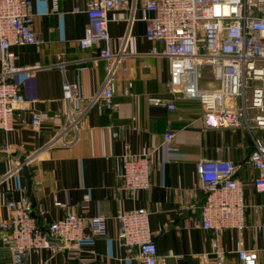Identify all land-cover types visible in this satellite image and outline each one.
<instances>
[{"label": "crops", "instance_id": "1", "mask_svg": "<svg viewBox=\"0 0 264 264\" xmlns=\"http://www.w3.org/2000/svg\"><path fill=\"white\" fill-rule=\"evenodd\" d=\"M84 2L60 0V10L55 12L53 0H33V27L43 44L10 47L19 67L12 79L20 85L25 103L17 109L15 129L0 131V223L8 219L10 198L17 203L25 196L30 200L19 162L26 155L37 200L32 210L40 227L48 229L67 212L106 216L103 235L64 250L35 249L27 257L32 264H144L137 248L120 242L115 218L120 211L139 207L150 212L153 239L165 264H216L214 239L226 252V264H242L237 255L242 248H257V264H264V194L254 189L258 172L249 162L253 135L264 137V127L249 129L244 122L210 126L199 99L168 92L170 62L152 53L154 44L146 39V23L141 20V0H130L126 8L108 12L111 52L124 43L129 52L128 71L120 70L114 88L112 100L117 107L96 100L83 128L47 146L64 122L65 82L78 84L91 97L105 81L104 45L85 50L78 45L89 18L75 7ZM254 83L264 87V80ZM201 85L216 86L209 67L203 70ZM151 97L175 100L176 107L154 104ZM32 111L41 116L38 130L30 126ZM169 130L176 132V152L167 150L164 143ZM125 153L150 154L148 189L131 192L119 187L117 171ZM203 159H231L240 165L247 204L243 228L217 232L201 225L205 190L197 164ZM12 263V251L4 245L0 231V264Z\"/></svg>", "mask_w": 264, "mask_h": 264}, {"label": "built area", "instance_id": "2", "mask_svg": "<svg viewBox=\"0 0 264 264\" xmlns=\"http://www.w3.org/2000/svg\"><path fill=\"white\" fill-rule=\"evenodd\" d=\"M60 0H53L58 12ZM141 20L146 23L145 37L154 44L152 53L166 56L170 62V76L166 83L170 94L199 99L210 126L244 122L249 129L264 127V87L255 81L264 80V0H141ZM130 0H85L77 4V12L89 18L85 34L78 39L82 50L104 45L101 57L106 60V77L102 89L91 97L84 95L76 83L64 84V122L48 143L70 131L83 128L85 116L93 102H113L115 84L129 52L125 43L111 52L108 12L126 8ZM33 0H0V131L15 129L19 118L17 109L25 103L20 85L12 77L19 70L10 47L14 44H33L38 48L43 40L33 27ZM62 67L65 63L60 64ZM212 71L214 87L201 85L203 70ZM250 89V95L247 90ZM154 104H166L175 109V100L151 97ZM30 126L38 130L41 116L31 112ZM254 148L250 164L257 170L253 180L256 192L264 194V137L253 135ZM176 132L164 134L167 150L176 152ZM122 167L117 171L119 187L136 192L151 186L149 153H125ZM240 165L231 159H203L197 171L205 194L201 205V225L217 232L245 226V183L239 176ZM64 205V204H59ZM8 219L0 223L3 243L13 254L12 264H32L28 255L35 249L64 250L92 240L105 232L106 216H85L67 212L52 221L44 230L31 214L28 197L22 203L13 198L7 202ZM150 212L132 208L116 214L118 238L128 248H137L144 264H165L160 260L149 222ZM216 264H226V252L218 240L212 241ZM242 264H257V248L237 251ZM38 264H49L43 261Z\"/></svg>", "mask_w": 264, "mask_h": 264}, {"label": "water", "instance_id": "3", "mask_svg": "<svg viewBox=\"0 0 264 264\" xmlns=\"http://www.w3.org/2000/svg\"><path fill=\"white\" fill-rule=\"evenodd\" d=\"M26 160H27V156L26 155H21L19 157V162H20V164L22 166V169L25 172V175L27 177V184H28L27 185V195L29 196V198L31 200V214H32L33 217H35L37 219L36 214L32 210L34 207H36L37 200H36L35 195H34V193L32 191V180H31V176L32 175L29 172V168H28V166L26 164Z\"/></svg>", "mask_w": 264, "mask_h": 264}]
</instances>
